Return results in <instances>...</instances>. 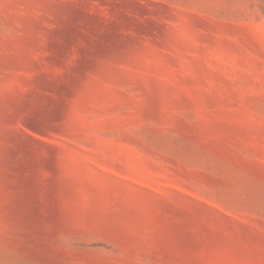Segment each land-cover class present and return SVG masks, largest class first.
<instances>
[{
  "label": "rangeland",
  "instance_id": "374dc122",
  "mask_svg": "<svg viewBox=\"0 0 264 264\" xmlns=\"http://www.w3.org/2000/svg\"><path fill=\"white\" fill-rule=\"evenodd\" d=\"M0 264H264V0H0Z\"/></svg>",
  "mask_w": 264,
  "mask_h": 264
}]
</instances>
